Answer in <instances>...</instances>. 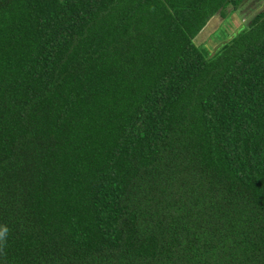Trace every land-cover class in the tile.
I'll return each mask as SVG.
<instances>
[{
	"label": "trees",
	"instance_id": "trees-1",
	"mask_svg": "<svg viewBox=\"0 0 264 264\" xmlns=\"http://www.w3.org/2000/svg\"><path fill=\"white\" fill-rule=\"evenodd\" d=\"M0 0V264H264V9Z\"/></svg>",
	"mask_w": 264,
	"mask_h": 264
},
{
	"label": "rangeland",
	"instance_id": "rangeland-1",
	"mask_svg": "<svg viewBox=\"0 0 264 264\" xmlns=\"http://www.w3.org/2000/svg\"><path fill=\"white\" fill-rule=\"evenodd\" d=\"M264 9V0H243L234 9L230 6L227 13L214 16L196 37V44L203 50L215 52L221 43L228 42L241 30L247 28L252 19Z\"/></svg>",
	"mask_w": 264,
	"mask_h": 264
},
{
	"label": "clouds",
	"instance_id": "clouds-1",
	"mask_svg": "<svg viewBox=\"0 0 264 264\" xmlns=\"http://www.w3.org/2000/svg\"><path fill=\"white\" fill-rule=\"evenodd\" d=\"M6 232L7 228L0 229V238H2Z\"/></svg>",
	"mask_w": 264,
	"mask_h": 264
}]
</instances>
